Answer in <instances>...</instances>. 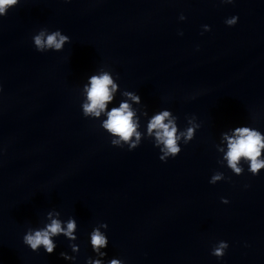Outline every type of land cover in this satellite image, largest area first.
Returning a JSON list of instances; mask_svg holds the SVG:
<instances>
[{
	"label": "clouds",
	"instance_id": "clouds-1",
	"mask_svg": "<svg viewBox=\"0 0 264 264\" xmlns=\"http://www.w3.org/2000/svg\"><path fill=\"white\" fill-rule=\"evenodd\" d=\"M221 3L231 4L234 0H220ZM20 0H0V17L6 16L8 10L17 6ZM180 20L186 17L181 14ZM238 17L233 16L225 20L229 27L235 26ZM204 31H210L208 25L203 26ZM182 35V33H181ZM33 44L38 52H46L48 50L61 51L66 43H70V37L62 34L60 30L49 32L47 28H42L32 37ZM118 84L114 82L113 75L109 71L101 70L98 74H92L87 79V83L83 86V92L86 94V101L82 102V113L86 118H99L102 113L106 115V119L101 122V127L112 137L111 144L116 147L123 148L128 146L129 150L137 148L141 143V133L137 131L139 127L138 119H134L135 113L130 110V106L126 102H122L118 108H112L106 111L107 103L113 100V93L117 91ZM137 103L140 102L138 95L126 92ZM188 127L181 131L177 125V117L170 110H162L151 117L147 123V137L153 138L154 146L159 148L161 155L159 159L167 162L169 157L175 158L182 151L180 142L188 144L195 137V132L199 125L195 123V117L188 119ZM224 140L227 141V151L222 157L226 161L227 167L237 176L244 172L243 163L248 164V171L256 176L264 169V134L259 130L249 126L236 127L231 136L224 134ZM219 151H224L219 149ZM225 179L224 174L216 172L212 175L209 183L215 184ZM230 179V178H229ZM247 187V185H246ZM224 204L229 203L226 198H221ZM55 215H59L56 213ZM50 223L43 228H29L23 236V243L32 251L38 252L41 247L47 254L54 252L56 243L54 237L63 235L70 241L77 239L74 232L77 228L75 219L70 218L66 228L62 226L59 219L53 218V213H48ZM106 223H101L90 233V243L93 251L97 254V259L89 258L87 264H104L101 258L107 253L101 251L108 246V238L100 229H107ZM73 252H79V246L70 245ZM229 244L226 241H220L213 246L211 255L220 259L226 253ZM65 260H75L74 256H69L65 252L60 253ZM108 264H123L120 259L113 258Z\"/></svg>",
	"mask_w": 264,
	"mask_h": 264
}]
</instances>
